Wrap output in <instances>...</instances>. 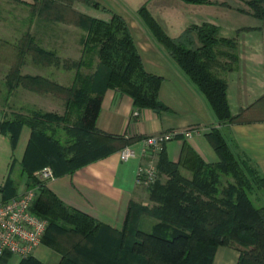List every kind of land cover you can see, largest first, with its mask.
<instances>
[{
    "label": "trees",
    "instance_id": "obj_1",
    "mask_svg": "<svg viewBox=\"0 0 264 264\" xmlns=\"http://www.w3.org/2000/svg\"><path fill=\"white\" fill-rule=\"evenodd\" d=\"M84 1L106 10L97 1ZM263 3L264 0L248 1L255 15L262 18ZM70 10L71 20L86 32L82 58L65 66L76 68L72 86L21 73L26 55L42 64L59 63L56 53L39 46L30 33L14 44L0 38L2 48L13 47L15 51L6 76L8 94L24 87L65 100L67 111L63 115L35 110L29 114L12 112L0 125L13 149L22 129L30 128L21 165L28 174L27 187L39 188L33 211L48 220L43 241L61 251L60 264H213L218 247L230 244L243 247L238 264H264V175L251 158L235 153L218 127L207 134L219 156L216 163L205 161L188 141L179 162L171 161L163 147L158 160L159 176L149 184L152 205L131 200L121 231L68 205L35 176L45 167H51L55 176L73 173L138 140L106 134L97 128L107 89L130 95L137 108L158 112L167 109L159 96L163 79L146 70L127 21L117 14L105 20ZM138 12L155 39L205 96L220 122L239 123L253 118L251 113L264 104V99L233 115L228 82L219 75L221 70L236 67V38L221 36L220 26L211 22L194 24L180 37L172 38L146 5ZM220 58L226 61L221 63ZM182 167L192 172V178L182 173ZM162 174L165 180L160 179ZM224 178L229 184L222 189ZM145 222L149 231L142 227Z\"/></svg>",
    "mask_w": 264,
    "mask_h": 264
},
{
    "label": "crops",
    "instance_id": "obj_2",
    "mask_svg": "<svg viewBox=\"0 0 264 264\" xmlns=\"http://www.w3.org/2000/svg\"><path fill=\"white\" fill-rule=\"evenodd\" d=\"M5 1V2H3ZM54 1V3L52 2ZM104 9L95 8L84 0H0L7 7L0 13V38L10 43H18L25 34L30 33L42 48L56 53L59 63L42 64L35 62L31 55H26L21 66L23 75H40L64 86H72L75 80L65 83L62 80L61 60L79 61L83 55L82 39L86 32L73 20L68 11L47 12L45 6L37 11L35 5H68L71 9L93 17L110 20L112 14L123 17L131 29L137 43L145 68L148 72L162 77L160 99L167 107L160 112L151 108H137L133 98L115 88L105 91L96 126L103 133L123 136L126 139L138 138L132 148L139 150L145 137L158 132L183 131L195 128L196 132L187 137L180 133L175 139L165 144L169 159L179 162L185 141L207 162L216 163L219 156L207 139V134L218 127L236 154H245L253 160L264 175V104L251 113L252 119L244 122H220L205 96L171 58L160 44L138 10L146 5L155 19L172 38L180 37L194 24L211 22L220 26V35L237 39L238 62L231 71H220L219 75L228 82V100L233 115L253 106L264 99V19L252 21L249 25L236 28L233 36V0H209V7L224 9L229 15L209 14L205 17L202 4L191 6L182 0H93ZM62 7V6H60ZM222 10V9H221ZM203 12V13H202ZM248 28L249 30H240ZM238 30H240L238 32ZM238 35V37H237ZM4 48V49H3ZM1 47L0 84H6V76L14 61L13 47ZM3 49V50H2ZM8 58H10L8 60ZM71 70V69H68ZM7 104L0 102V125L12 112L29 114L32 111L55 112L63 115L66 104L53 93H40L18 87L7 95ZM63 105V107H62ZM30 128L24 127L21 146L26 147L30 137ZM12 145L8 136L0 131V162L9 158L6 175L0 180V192L3 197H11L27 187L28 174L21 165L20 154H12ZM25 150V149H24ZM122 148L109 155L92 161L73 173L55 176L45 184L68 205L80 209L121 231L124 227L131 200L144 190L145 183L139 182L137 171L144 159L137 155L125 160ZM24 153V152H23ZM159 160V155L157 156ZM182 173L192 178V172L181 168ZM165 180L166 177H161ZM150 200V199H149ZM243 247L238 244L221 245L216 250L213 264H238ZM39 264H60L61 251L46 241L29 256ZM18 255H6L0 264H33L27 258Z\"/></svg>",
    "mask_w": 264,
    "mask_h": 264
},
{
    "label": "built area",
    "instance_id": "obj_3",
    "mask_svg": "<svg viewBox=\"0 0 264 264\" xmlns=\"http://www.w3.org/2000/svg\"><path fill=\"white\" fill-rule=\"evenodd\" d=\"M195 132V128H190L182 132L176 130L148 135L139 150L132 148V145L125 147L122 157L127 160L140 155L144 159L137 177L139 182L149 185L159 176L157 156L165 144L180 133L191 137ZM35 176L42 182L55 177L51 167L36 171ZM38 192V187H26L11 197H3L0 192V262L6 254L29 257L43 241L49 222L33 211Z\"/></svg>",
    "mask_w": 264,
    "mask_h": 264
},
{
    "label": "rangeland",
    "instance_id": "obj_4",
    "mask_svg": "<svg viewBox=\"0 0 264 264\" xmlns=\"http://www.w3.org/2000/svg\"><path fill=\"white\" fill-rule=\"evenodd\" d=\"M183 1V0H182ZM248 1L249 0H233V11L231 12L233 14V27H235V29L233 30V36H236V28L238 27H241V26H245V25H249V23H251L252 21H259L261 20L262 22V19H264V17H258L255 15V8L252 6V5H249L248 4ZM5 2V1H3ZM48 2V0H47ZM54 3V1H52ZM185 2V1H184ZM188 3V2H186ZM188 4H191V6H197L196 8H200L199 6L202 5V4H196V3H188ZM203 4H206L207 6H203L201 8H204L206 11H204V16L205 17H208L209 14H215V15H229L230 12L226 9H224L223 7H221V9H217L216 7H209V4L208 3H203ZM45 6V9L47 10V12H53L55 13L54 11L56 12H64V11H68V13L71 12L70 10V7L68 5H55V4H50V3H47V4H38V5H35L34 7L37 8V11L39 10H42V7ZM62 6V7H60ZM263 6H264V3H263ZM7 6L4 4V3H0V13L3 12V10H5ZM39 9V10H38ZM203 13V12H202ZM71 14V13H70ZM72 17V16H71ZM259 19V20H258ZM241 31L242 30H249L248 28H244V29H240ZM238 30V32L240 31ZM240 31V32H241ZM238 37V35H237ZM1 58L5 57V54L3 53L1 56ZM10 58H8L9 60ZM226 61L225 58H220V62L221 63H224ZM64 62H68V60H61V64H62V67L66 66V64ZM220 67V66H219ZM66 68V67H64ZM218 68V67H217ZM74 72L75 70L71 69V70H68V69H65L63 70V76H62V80L65 82V83H70L72 80H73V77H74ZM7 95H8V89H7V86L6 84H0V102L1 104H7ZM62 103H65V100L62 99ZM63 107V105H62ZM20 113V112H19ZM21 141H22V136H20L18 142H17V145L14 147V149L12 148V154L15 155L16 157H18V155L20 154V157H22L23 155V152H24V149L25 147L24 146H21ZM10 158V157H9ZM9 158H7L6 160L0 162V180H2L4 178V176L6 175V170L8 168V161H9ZM166 177L165 174H162L160 176V179L161 177ZM228 179L227 178H224L223 179V182H222V185H221V188L225 189L229 182L227 183ZM231 182H234V179L231 181ZM149 187L150 185H145L144 186V190L147 189L148 190V194H149ZM146 191V190H145ZM145 191H143L142 189L138 192V196L137 198L134 199L135 202L139 203V204H142V205H148V206H151L152 205V202L149 200V195L147 197V194L145 193ZM143 229L149 231L150 228L149 226L147 225V223L145 222L143 224Z\"/></svg>",
    "mask_w": 264,
    "mask_h": 264
}]
</instances>
